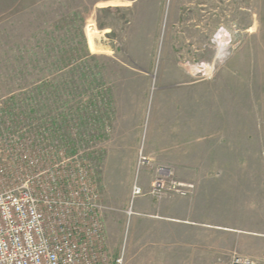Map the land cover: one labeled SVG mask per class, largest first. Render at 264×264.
<instances>
[{
  "label": "rangeland",
  "instance_id": "rangeland-1",
  "mask_svg": "<svg viewBox=\"0 0 264 264\" xmlns=\"http://www.w3.org/2000/svg\"><path fill=\"white\" fill-rule=\"evenodd\" d=\"M89 27L94 28L93 48ZM78 104L86 107L84 119L101 122L88 129L81 148L97 168L105 207L102 224L111 251L109 245L124 222H111V208H125L127 215L134 182L145 193L140 198L156 201L180 195L147 194L155 167L169 169V181L192 183L176 177L169 163L175 151L165 155L166 163L147 153L143 141L135 142L138 123L145 133L153 125L156 135L164 123L177 125L181 114L192 121L226 123L228 132L247 125L246 132L240 130L247 137L259 132L253 131L257 122L264 138V0H0V137L8 129V134L27 129L26 123L14 125L17 119L29 116L47 123L57 120L63 107ZM176 134L168 141L167 132L155 136L149 146L157 148L165 141L179 145L183 138ZM204 144L196 150L202 167L207 151L218 148ZM226 146L235 170L238 161L250 157V166H240L241 176L231 177L229 184L251 186L264 200V164L257 158V142L246 138L242 145ZM142 158L147 160L143 165ZM193 184L196 188L200 179ZM260 207L264 214V204ZM169 238L158 248L137 252L129 264L211 260L205 253L192 257V246ZM247 257L264 264V259Z\"/></svg>",
  "mask_w": 264,
  "mask_h": 264
},
{
  "label": "built area",
  "instance_id": "built-area-1",
  "mask_svg": "<svg viewBox=\"0 0 264 264\" xmlns=\"http://www.w3.org/2000/svg\"><path fill=\"white\" fill-rule=\"evenodd\" d=\"M50 125L25 124L27 129L0 137V264H124L106 243L97 168L81 148L86 137L72 139V146L63 130L54 134ZM154 172L149 196L192 194L194 184L169 181V169ZM144 195L134 182L128 217ZM215 264L260 263L231 252Z\"/></svg>",
  "mask_w": 264,
  "mask_h": 264
},
{
  "label": "crops",
  "instance_id": "crops-1",
  "mask_svg": "<svg viewBox=\"0 0 264 264\" xmlns=\"http://www.w3.org/2000/svg\"><path fill=\"white\" fill-rule=\"evenodd\" d=\"M177 122V125L164 123L165 126L158 129L156 135L153 125L149 128L153 132L148 129L145 133L138 123L134 134L135 142L139 144L143 141L147 153H156L158 160L166 163L165 155L175 151L176 156L173 155V161L169 163H172L170 165L176 177L192 184L193 182L197 184L200 179L201 184H195L193 195L189 197L176 196L163 201L138 198L131 206L134 214L130 217L125 216V208L123 210L111 208L115 214L114 217L111 216V222L124 219L122 229L109 245L112 253L122 254L126 264H129L137 252L150 249L149 247L158 248L170 237L181 243V246L185 244L192 246V257L205 253L203 255L205 259L211 258L210 261H206L207 264H213L216 258L229 252L264 259V214L259 210L264 200L256 197L255 189L251 186L245 188L229 184L231 177L241 176L244 169L242 170L240 166L244 165V168L250 166L247 163L250 157L248 160L238 161L239 168L235 170L229 162V150L226 146L242 145L246 138L253 143L256 141L260 147L257 158L264 164V138L261 124L258 125L257 122L253 124V131L259 130L258 133L254 131L258 135L256 138L254 133V135L249 133L245 137L247 125L235 127V130L228 132L226 123L215 125L208 121H199L197 118L192 121L188 117H181V114L178 115ZM179 128L180 131L177 132ZM241 129H245V132H240ZM214 131L217 133L215 134ZM166 132L169 136L166 141L173 140V136L177 133V136L183 138L182 142L174 145L171 141L170 143L165 141V143L160 142L157 148L149 146L151 139L155 136H163L162 134ZM117 135L120 136L121 133ZM203 142L206 147L216 145L218 148L215 151L211 149L212 152L207 151L206 164L202 167L196 150ZM143 175L150 182V172L146 171ZM129 198L128 194L126 208L130 205Z\"/></svg>",
  "mask_w": 264,
  "mask_h": 264
},
{
  "label": "trees",
  "instance_id": "trees-1",
  "mask_svg": "<svg viewBox=\"0 0 264 264\" xmlns=\"http://www.w3.org/2000/svg\"><path fill=\"white\" fill-rule=\"evenodd\" d=\"M90 46V43H89ZM44 86H47V84H45ZM98 98V97H97ZM64 108V107H63ZM60 110V113L58 115L57 120L56 119H51L49 122L47 123H41V122H33L34 119H30L28 117L25 116L20 119H17L15 124L17 126V124H21V123H26L28 125H32L33 123H40L41 125H46V124H51L50 126L53 127V133L56 134L58 130H63L64 131V136H66L67 140L69 139V137L71 138V140L69 141V143H71L72 146H74V141L72 139H74L76 142H82V137L85 138L87 135V132L89 131V125L94 122L95 120H91V119H84V111L86 110V107L78 104L77 107H68L67 109ZM13 109V107H12ZM73 109V110H72ZM7 114V112H6ZM20 115L19 113H16L14 115ZM13 114H10V118H14ZM14 116V117H13ZM8 117V119H10ZM18 118V117H17ZM59 121V122H58ZM101 122H99V124L95 125V122L93 125H95L96 127H98L100 125ZM87 128V129H86ZM101 128V126L99 127V129ZM84 129H86V134H84ZM98 129V130H99ZM9 131V129L7 130ZM75 134V137H73L72 135ZM53 136V135H50ZM61 135H57V137H60Z\"/></svg>",
  "mask_w": 264,
  "mask_h": 264
},
{
  "label": "bare ground",
  "instance_id": "bare-ground-1",
  "mask_svg": "<svg viewBox=\"0 0 264 264\" xmlns=\"http://www.w3.org/2000/svg\"><path fill=\"white\" fill-rule=\"evenodd\" d=\"M93 32H94V28L93 27H89L88 28V36L90 38V41H91V48H93V41H92V35H93ZM95 35V34H94Z\"/></svg>",
  "mask_w": 264,
  "mask_h": 264
}]
</instances>
